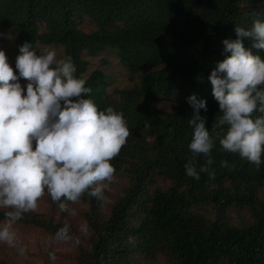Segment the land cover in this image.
<instances>
[{"label": "trees", "instance_id": "trees-1", "mask_svg": "<svg viewBox=\"0 0 264 264\" xmlns=\"http://www.w3.org/2000/svg\"><path fill=\"white\" fill-rule=\"evenodd\" d=\"M84 19L93 31L85 32ZM256 19L264 22V0H0V27L17 33L15 59L25 42L62 46L92 89L86 98L101 110L123 111L131 130L112 161L116 178L127 182L122 193L108 210V190L103 202L90 196L79 202L87 206V234L47 196L50 214L33 212L18 223L48 238L69 224L81 241L73 242V264H264V164L223 152L217 141L215 179L201 173L197 181L184 167L194 115L188 98L207 101L208 111L200 114L211 130L220 109L208 77L230 55L223 41L237 39L236 26L250 29ZM108 50L134 87L108 95L102 70L86 77L84 53L96 57ZM161 101H172L175 111L154 103ZM197 160L198 168L205 163L203 156ZM224 160L229 167H221Z\"/></svg>", "mask_w": 264, "mask_h": 264}, {"label": "clouds", "instance_id": "clouds-1", "mask_svg": "<svg viewBox=\"0 0 264 264\" xmlns=\"http://www.w3.org/2000/svg\"><path fill=\"white\" fill-rule=\"evenodd\" d=\"M235 33L237 39L223 41L230 55L208 77L220 109L211 130L200 114L201 109L208 111L207 101L188 98L194 115L188 121L191 156L184 167L197 181L201 173L215 179L212 153L217 141L223 152L257 167L264 164V59L258 54L264 52V22L256 19L250 29L237 25ZM76 73L73 58L59 57L55 48L38 50L25 42L15 68L0 50V244L17 246L14 226L36 212L45 196L60 212L75 215L70 205L85 196L105 201V190L116 179L112 161L131 135L125 113L112 106L101 110L86 98L92 89ZM200 156L205 163L198 168ZM220 163L229 167L226 160ZM49 240L81 242L69 224ZM18 251L24 255L26 249ZM49 258L55 261V253Z\"/></svg>", "mask_w": 264, "mask_h": 264}, {"label": "rangeland", "instance_id": "rangeland-1", "mask_svg": "<svg viewBox=\"0 0 264 264\" xmlns=\"http://www.w3.org/2000/svg\"><path fill=\"white\" fill-rule=\"evenodd\" d=\"M82 28L85 32H91L94 30L93 27L89 25L87 19L82 20ZM17 33L14 31L6 30L0 27V50L6 52L9 59V63L13 68H15V40ZM46 48H55L59 57L65 56V50L62 46L52 47V46H38V50H43ZM84 58L90 62L89 71L86 75L88 77L95 70H102L106 75V93L108 95L114 94L115 90L132 88L135 83L130 80L128 70L122 65L120 59L116 52L108 50L96 57H90L84 53ZM18 74V73H17ZM26 81L21 80V84L26 86ZM160 109L165 111H175L176 104L172 101H161L154 102ZM127 182L122 179L116 178L115 181L109 185L106 189L111 194V198L108 201L109 209L112 205V198H115L122 193L123 188L126 186ZM75 211V215H70V219L74 226L81 230L82 228L88 229L87 221L82 213L83 209H87L85 204L79 203L71 207ZM37 214H50V206L46 201V196L39 202V208L35 212ZM15 231L18 235V244L16 247H9L7 245L0 244V261L4 260L8 263L15 264H73L71 259L75 256L76 245L73 242L68 243H57L54 248V252L57 253L56 260L52 261L49 258L51 242L48 236L40 229L26 226L17 223L14 226ZM87 234L86 232H83ZM25 248L26 252L24 255H20L18 249ZM62 255L63 258H58V255ZM70 256L71 258H66ZM143 264H164L161 261L153 262L151 260H146Z\"/></svg>", "mask_w": 264, "mask_h": 264}]
</instances>
